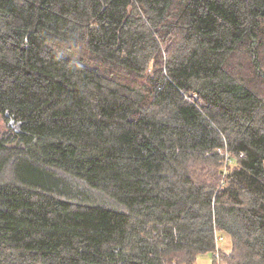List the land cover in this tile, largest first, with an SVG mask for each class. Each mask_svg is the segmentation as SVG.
<instances>
[{"label":"trees","instance_id":"obj_1","mask_svg":"<svg viewBox=\"0 0 264 264\" xmlns=\"http://www.w3.org/2000/svg\"><path fill=\"white\" fill-rule=\"evenodd\" d=\"M7 111L0 264H264V0H0Z\"/></svg>","mask_w":264,"mask_h":264},{"label":"rangeland","instance_id":"obj_2","mask_svg":"<svg viewBox=\"0 0 264 264\" xmlns=\"http://www.w3.org/2000/svg\"><path fill=\"white\" fill-rule=\"evenodd\" d=\"M7 128H8L7 120L5 121L3 119V117L0 115V132L6 131ZM218 262H220V264H226L225 262H223V261H221L219 259H218ZM197 264H213L212 255L208 254L207 256L200 257L199 260L197 261Z\"/></svg>","mask_w":264,"mask_h":264},{"label":"water","instance_id":"obj_3","mask_svg":"<svg viewBox=\"0 0 264 264\" xmlns=\"http://www.w3.org/2000/svg\"><path fill=\"white\" fill-rule=\"evenodd\" d=\"M6 117L8 118L9 127L13 128L17 133L22 132V122L21 121H17L14 117H12L9 111H7Z\"/></svg>","mask_w":264,"mask_h":264},{"label":"built area","instance_id":"obj_4","mask_svg":"<svg viewBox=\"0 0 264 264\" xmlns=\"http://www.w3.org/2000/svg\"><path fill=\"white\" fill-rule=\"evenodd\" d=\"M220 240H223V237H219ZM217 264H220V262H218Z\"/></svg>","mask_w":264,"mask_h":264}]
</instances>
